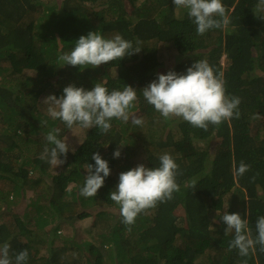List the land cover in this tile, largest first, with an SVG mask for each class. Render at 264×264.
<instances>
[{
	"label": "trees",
	"instance_id": "1",
	"mask_svg": "<svg viewBox=\"0 0 264 264\" xmlns=\"http://www.w3.org/2000/svg\"><path fill=\"white\" fill-rule=\"evenodd\" d=\"M257 2L222 0L230 23L201 36L173 0H0V244L7 241L10 254L26 249V264H264L258 245L247 257L230 250L234 233L225 234L220 221L226 212L239 213L255 237L257 218L264 216V20L253 13ZM97 30L105 38L121 35L141 50L97 68L61 67L58 56ZM202 59L223 72L226 95L241 99L239 118L209 124L207 131L178 117L166 120L140 92L158 73L167 74V60L182 73ZM99 81L109 91L125 85L137 91L127 123L113 119L102 133L69 129L47 114L48 95L59 98L69 84L91 90ZM133 117L142 118V126L133 125ZM254 123L262 136L252 132ZM74 128L84 139L66 159L60 157L62 165L40 158L50 130L59 129L58 138L66 140ZM118 146L121 156L113 158ZM14 149L17 158L9 153ZM96 152L108 161L110 175L95 197L86 198L76 188L83 186L86 165H95ZM164 153L179 166L180 190L126 226L109 198L119 174L136 167L139 156L145 159L140 164L157 167ZM19 158L23 162L16 165ZM241 160L251 169L235 176ZM30 190L38 192L37 202L28 204L36 222L2 211L12 206L11 195L17 200ZM95 213L97 237L81 241L77 232L67 233Z\"/></svg>",
	"mask_w": 264,
	"mask_h": 264
},
{
	"label": "clouds",
	"instance_id": "2",
	"mask_svg": "<svg viewBox=\"0 0 264 264\" xmlns=\"http://www.w3.org/2000/svg\"><path fill=\"white\" fill-rule=\"evenodd\" d=\"M175 8L187 10V15L196 26L198 35H204L211 29H221L230 23L227 10L222 0H173ZM254 15L264 20V0H258L253 10ZM141 49L134 48L133 43L121 35L105 38L99 30L90 31L75 41L74 47L58 56V62L80 68H97L117 59H124ZM145 101L152 105L163 118L178 117L196 128L207 131L209 124L219 126L233 117L239 118L238 106L241 99L234 95H226L223 72H217L207 59L196 60L186 72L177 73L169 70L167 74H157L141 91ZM137 100V91L130 85L122 90L109 91L100 81L91 90L69 84L63 88V94L57 98L48 95L44 98L47 114L53 120L62 121L67 128L79 126L84 129L99 128L107 133L113 119L127 123L130 119L129 109ZM135 126H142L143 119L133 117ZM41 123V122H40ZM45 126L47 121L42 122ZM59 129L50 130L40 158L53 166L62 165L70 146L67 141L58 138ZM120 147L113 152V158L121 156ZM91 159L95 165L87 164L83 186L80 195L95 197L98 189L110 175L109 163L99 152ZM159 166L146 167L138 164L136 167L119 174V182L110 192V199L119 206L122 223L131 226L139 214L154 208L158 203L173 199V194L180 190L177 176L181 175L178 164L168 153L159 156ZM251 169V165L243 160L235 169V176H243ZM103 174V175H101ZM195 182L193 181V186ZM85 209V208H84ZM225 228V234L234 233L229 242V249L238 250V254L247 257L251 252L264 253V216L256 221V236L253 237L248 220L239 213H224L220 219ZM219 222V221H217ZM11 246L6 241L0 244V264H26L29 253L21 250L10 254Z\"/></svg>",
	"mask_w": 264,
	"mask_h": 264
},
{
	"label": "rangeland",
	"instance_id": "3",
	"mask_svg": "<svg viewBox=\"0 0 264 264\" xmlns=\"http://www.w3.org/2000/svg\"><path fill=\"white\" fill-rule=\"evenodd\" d=\"M47 3H51V4H56V3H60L61 0H43ZM173 55L175 57V59L178 61V59L182 58L183 59V55H180L179 57H176V55L174 53H169L167 57H170V58H173ZM176 61V62H177ZM174 64H175V61H171L169 62L167 60V65H168V68L170 70H173L174 69ZM30 71V70H29ZM252 132L256 135H260L262 136L263 135V132L262 130H259L256 126V123H254V128L252 129ZM83 131L80 129V128H74L73 131L67 133L65 135V141L68 142L69 146H70V151L73 153L82 143L83 139H84V136H83ZM214 142L216 140V138H213ZM213 150V149H212ZM205 151V150H204ZM16 152H17V149H14L12 151H9L10 154H13L12 157H16ZM203 153V152H202ZM137 160H138V164H140L139 162H143L145 161V159L143 158V156H139V158L135 157ZM19 161L15 160V164H20L21 162H23V159L22 158H19L18 159ZM145 163V162H144ZM143 163V164H144ZM67 170V169H66ZM57 171H55L56 173ZM33 172H31L32 174ZM47 179L52 180V176L48 177L47 176ZM75 183H71L70 185H68V188H73ZM79 186V185H78ZM77 191H80V187H77L76 188ZM37 197H38V192L34 191V190H30V191H27L26 192V196L24 197H21V198H18L17 200L15 199L16 196L14 195H11L10 199L13 201V204L11 207H8L7 204H5L3 207H2V211H5V212H10V213H14L16 215H22L25 216V222L30 224V221L32 222H36V220L39 218V217H35L34 216V208H30L28 207V204L30 203V201H32V203L34 204V202H37ZM49 200V199H48ZM50 203L49 201H45V199H43V202L42 203ZM85 209L89 206L87 205H84L83 206ZM58 218V214L56 213L54 215V218H52L53 220H57ZM2 216H0V221H2ZM116 221V220H115ZM114 221V218H113V222L115 223ZM71 228H74L76 229L77 231H72V230H68L67 233H71L72 235H75V233L77 232V235L76 236H79L77 240H90V239H93L94 237H97L99 232L98 230L100 231V223L98 222V217L95 213V217L94 218H88V219H84V220H81L79 221V223H73V225H70ZM73 226V227H72ZM79 227V228H77ZM34 229H36L37 227L34 226L33 227ZM91 228H95V231L92 233V236L90 235V229ZM98 229V230H97ZM60 232V231H59ZM97 235V236H96Z\"/></svg>",
	"mask_w": 264,
	"mask_h": 264
}]
</instances>
